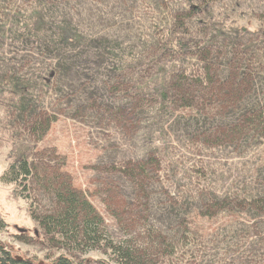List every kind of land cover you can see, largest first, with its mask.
Returning a JSON list of instances; mask_svg holds the SVG:
<instances>
[{"label":"rangeland","instance_id":"rangeland-1","mask_svg":"<svg viewBox=\"0 0 264 264\" xmlns=\"http://www.w3.org/2000/svg\"><path fill=\"white\" fill-rule=\"evenodd\" d=\"M51 1L0 0V63H3L0 74L7 65L28 62L31 65L28 64L24 69L33 75L32 80L43 77L40 85L35 83L29 90L36 101L41 99L42 109L50 111L52 107L54 110L60 108V95L74 103L79 102L83 109L76 112V118L75 107L71 103V109H67L68 115L59 117L41 141L35 142L20 131L18 123L12 118L15 114L12 100L6 98V94L2 95L0 89V98L3 96L7 99L6 103L0 100V176L7 168L9 159L13 160L17 156L19 147L25 146L34 152L52 150L59 160L65 161L62 168L70 176L73 185L86 194L103 216L108 238L116 242L130 239L132 245L142 248L154 247L157 253L163 254L153 259L154 264H264V211L227 209L207 217L199 208L201 199L208 200L209 196L217 199L216 195L236 191V186L252 187L258 181L264 189L262 142L250 137L234 142L229 140L230 137H221L227 142H215L210 136L203 144L187 146L185 137L191 140L196 138L189 134L190 125L194 124L190 115L174 113L170 118L173 124L161 123V118L158 119L149 106V100V108L143 110L135 120H129L121 112L122 118L115 120L120 130H115L111 124L99 125V115L93 109L95 100L92 97L86 104L73 92V89L78 93L97 81H104L115 96L108 101H116V110L122 111L123 101L120 98L126 96L125 90L111 87L119 84L116 81L119 77L117 70L125 65V60L137 56L150 57L154 52L157 54V44L162 37L159 28H155L161 20L159 14L164 10L175 14L177 10L172 5L179 3L186 6L191 3V8L195 9L200 5L198 0H82L67 7L61 3L59 9ZM237 3L240 6H236ZM42 4L46 5V15L51 16V6V11L57 15V22L70 24V32L77 34L75 37L84 49V55L79 58L77 65L74 64L75 59L71 58V62L65 59L79 54V47L77 50L70 47L67 50L51 48L44 40L35 42L32 36L21 29L20 25L28 21L30 11ZM228 5L236 7L232 16L233 19H239L241 25L264 29V0H231ZM114 55L123 61L118 63ZM146 61L147 58L132 65L139 70ZM57 62L64 65L59 69L64 72V77L57 78L50 85L48 82L53 79L50 75L54 70L50 71L49 67ZM89 68H99L100 75L97 79L93 77L94 82L86 79V74L94 76ZM15 72H20L21 78L24 77L25 71ZM28 73L24 78L30 79ZM155 77L159 76L154 74L146 80L151 88H154ZM226 87L223 88L224 95L230 96V90H226ZM250 88L251 93L240 98L233 109H224V112H229L219 124L232 122L239 116L242 118L244 108H250L259 100L263 102L264 80ZM4 89L13 88L7 85ZM6 111L11 112L10 121ZM195 117L203 118L202 115ZM123 123L127 126H123ZM206 124L205 138L213 134L210 132L216 131L215 124L210 125L209 121ZM161 125H164L163 130ZM115 132L119 134L114 136ZM15 141L19 147L14 145ZM168 147L172 162L149 166V169L152 167L150 176L159 177L157 185L149 188L144 195L138 193L131 181L122 174L123 170L129 163H144L148 154L153 158H163ZM30 157H34L33 152ZM172 165H178L176 170H172ZM197 169L206 171L208 179L197 178ZM170 171L175 175L172 179L167 178ZM202 190L206 195H201ZM18 192L20 190L16 191L13 185L0 183V244L15 257L42 264L66 255L76 264H116L106 250L70 255L51 247L32 214L35 211L42 212L52 203L50 205L44 195L32 194L24 199ZM130 199L143 203L142 207L135 214L127 208L126 213L122 212L123 208L121 212H116L118 206L126 205ZM184 200L188 202L181 205ZM169 209H173L174 213L170 214ZM187 218L190 219L189 224ZM147 230L150 232L146 233ZM179 232L180 236L189 235V248L165 252L169 248L167 241L178 242L176 234ZM157 235L164 240L149 243Z\"/></svg>","mask_w":264,"mask_h":264},{"label":"trees","instance_id":"trees-1","mask_svg":"<svg viewBox=\"0 0 264 264\" xmlns=\"http://www.w3.org/2000/svg\"><path fill=\"white\" fill-rule=\"evenodd\" d=\"M80 1L82 0H52L51 4L59 9L61 3L67 7ZM230 1L198 0L200 5L195 9L191 8V3H187V6L179 3L172 5L177 10L175 14L164 10L158 15L161 20L155 28H159L162 37L157 44V54L154 52L150 57L137 56L131 60H125V65L117 70V77H119L116 81L119 84L111 86L116 90L117 87L125 90L126 96L120 98V101H123L122 111L116 110V101L114 103L108 101L115 96L110 92V86L104 81H97L95 85H89L84 88V91L81 90L78 93L73 89V92L86 104L87 100L92 97L95 100L93 109L99 115V125L102 123L111 124L115 130H120L115 120L122 118L121 112L129 120L132 118L135 120L141 116L143 110L149 108L147 105L149 100V106L153 109L156 117L161 118L159 122L170 123V118L174 113L190 115V120L194 124L190 125L189 134L195 135L196 138L191 140L185 137L187 146L203 144L205 140H209L210 136H213L212 140L215 142L223 140L221 137H230L229 140L233 142L239 141L240 138L248 139L250 137V139L262 142L264 146V98L263 102L259 100L250 108H244L242 118L239 116L232 122L219 124L221 119L228 115L229 111L224 112L226 107L229 110L233 109L239 103L240 98L251 93L250 86L253 87L260 80H264V29L261 27L254 29L248 24L241 25L239 19H233L232 12L236 7H229L228 2ZM236 6H240V4L237 3ZM180 9L181 11H179ZM51 10L50 6L51 16L49 17L46 15L45 4L35 7L30 11L28 21L22 23L20 27L27 35L32 36L35 42L44 40L51 48L67 50L70 47L77 50L79 47V54H73V57L65 59L67 62H71V58L75 59L74 64L77 65L80 62L79 58L84 55V49L81 48L80 42L75 37L77 34L70 32V24L64 21L57 22V15L53 14ZM52 30L54 31L52 32ZM113 57L114 59L118 58V63L123 61L117 55ZM146 58L147 61L144 62L141 69L137 70L132 65ZM28 64L30 63L25 62L19 65L5 66L6 70L0 74V89L2 95L6 94V98L12 100L11 106L15 110L12 118L18 123L20 131L27 138L39 142L59 117L68 115L67 109H71L73 105L77 118L76 112L83 109V106L79 102L74 103L68 97L60 95V108L54 110L52 107L50 111L42 109L40 107L41 99L36 101L29 90L34 87L35 83L40 85L43 77L32 80L33 75L24 69ZM0 66H3V63H0ZM61 66L64 67L63 64L60 65V62H57L49 67L50 71L54 70L50 75L53 79L48 82L50 85L53 81L56 82L57 78L64 77V72L59 71L62 69ZM20 70L25 71L24 77L27 72L30 79L21 78L20 72H15ZM88 70L94 76L86 74V79L94 82L93 77L97 79L100 75L99 68H89ZM33 72H35L34 69ZM154 74L159 77H155L154 88H151L146 84V80ZM113 75L115 74L113 73ZM65 84L69 85L68 82ZM7 85L13 89H4ZM224 87L226 90L229 88L230 96L224 95ZM69 91L72 92L71 89ZM67 95H69L68 92ZM71 98L76 97L71 96ZM0 100L3 103L7 102L3 96ZM76 100L78 99L76 98ZM98 105L107 111L101 110ZM5 114L10 121L11 112L6 111ZM198 115H202L203 118L197 119L195 116ZM208 121L211 123L210 125L215 124L216 131L214 132L216 133L210 132L213 134L205 138L203 134L207 129L204 126ZM123 126L127 125L123 123ZM163 129L164 125H161V130ZM192 129L197 130L193 131ZM118 134L115 132L114 136ZM223 142L227 141L223 140ZM14 145L19 147L17 141L14 142ZM32 152L34 153L33 158L30 157ZM169 152L170 148L168 147L161 159L158 157L155 159L148 154L144 163H129L131 166L127 164L122 174L129 182L131 181V185L138 193L144 195L149 188L157 185L159 178L157 175L150 176L149 170H152V167L149 169V166L162 165L165 162L171 163L173 158L169 156ZM16 155L13 160L9 159L7 168L0 176V183L13 185L16 191L20 190L18 194L24 199H28L32 194L35 196L44 195L49 199L52 206L42 212H33L32 217L49 240L51 247L64 250L70 255L87 253L92 250H106L116 264H154L153 259L163 255L162 252L157 253L154 247L142 248L140 245H132L130 239L116 242L108 238L103 216L86 194L73 185L70 176L62 168V165L66 164L65 161L59 160L55 151L34 152L24 146L18 148ZM176 166L178 165H172V170H176ZM173 176L175 175L170 171L167 178L172 179ZM196 177L208 179V173L197 169ZM235 190L216 195L217 199L212 196H209L208 200L201 199L199 207L201 212L204 216L209 217L220 211H227V209L264 211L262 183L255 181L252 187L240 188L236 186ZM201 195H206L203 190ZM187 202L184 200L181 205ZM125 204L118 206L116 212H121L123 208L122 212L126 213L127 208L133 210L135 214L143 203L136 199H130ZM169 212L170 214L174 213L173 209H169ZM189 220L187 218L188 224ZM149 232V230L146 231V233ZM186 232L190 233L188 230ZM176 235L178 242L167 241L166 245L169 248L164 250L165 252H177L179 249L189 248L187 246L189 245L187 240L189 235L180 236V232ZM156 240L163 241L164 239L157 235L151 241L149 240V243ZM262 245H264V241ZM0 264L38 263L30 259L21 258L19 260L10 250L0 244ZM42 264L76 263L69 256L61 255L50 263Z\"/></svg>","mask_w":264,"mask_h":264},{"label":"water","instance_id":"water-1","mask_svg":"<svg viewBox=\"0 0 264 264\" xmlns=\"http://www.w3.org/2000/svg\"><path fill=\"white\" fill-rule=\"evenodd\" d=\"M20 230H22V229H20ZM23 231V230H22ZM21 258H19V260H20Z\"/></svg>","mask_w":264,"mask_h":264}]
</instances>
